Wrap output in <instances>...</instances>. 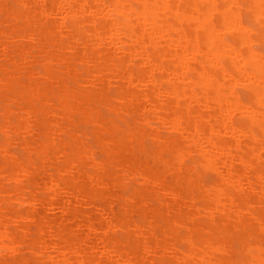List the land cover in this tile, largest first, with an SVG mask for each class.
Instances as JSON below:
<instances>
[{"label": "bare ground", "instance_id": "bare-ground-1", "mask_svg": "<svg viewBox=\"0 0 264 264\" xmlns=\"http://www.w3.org/2000/svg\"><path fill=\"white\" fill-rule=\"evenodd\" d=\"M0 264H264V0H0Z\"/></svg>", "mask_w": 264, "mask_h": 264}, {"label": "rangeland", "instance_id": "rangeland-1", "mask_svg": "<svg viewBox=\"0 0 264 264\" xmlns=\"http://www.w3.org/2000/svg\"><path fill=\"white\" fill-rule=\"evenodd\" d=\"M131 26H132V27H139V26H141V24L132 23ZM155 41H158V38H155ZM132 56H133V58H134L135 60H137V58H136L134 55H132ZM260 86H262V85H260ZM196 146H197L198 148H205V144L202 143V142L197 143ZM51 211H52L53 213H57V211H56L55 209H50V210H48V212H51Z\"/></svg>", "mask_w": 264, "mask_h": 264}]
</instances>
